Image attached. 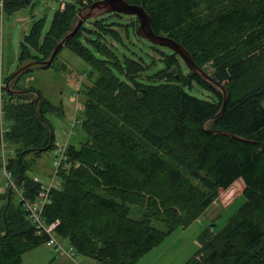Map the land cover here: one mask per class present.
Instances as JSON below:
<instances>
[{
  "label": "trees",
  "instance_id": "trees-1",
  "mask_svg": "<svg viewBox=\"0 0 264 264\" xmlns=\"http://www.w3.org/2000/svg\"><path fill=\"white\" fill-rule=\"evenodd\" d=\"M94 1L65 4L44 35V20L35 21L20 44L16 70L47 60L79 9ZM125 1L142 6L152 30L181 44L229 99L218 116L222 90L189 69L182 73V59L167 48L151 44L159 58L148 63L120 58L106 42L123 45L117 27L137 36V18L124 23L125 15L111 13L87 20L64 45L90 68L81 87L85 139L67 144L69 168L60 172L61 188L51 193L44 219L58 220V238L92 264H136L197 220L219 190L242 180L243 205L221 230L202 231L186 264H264V0ZM28 3L6 0L5 13ZM109 16L116 21L108 23ZM158 62L162 68L146 74ZM34 67L4 79L1 101L8 128L3 138L11 149L7 169L29 199L39 185L27 175L25 156L56 148L47 115L62 113L37 89L18 86ZM194 84L209 99L191 95ZM44 240L14 192L1 193L0 264H22V256Z\"/></svg>",
  "mask_w": 264,
  "mask_h": 264
},
{
  "label": "rangeland",
  "instance_id": "rangeland-1",
  "mask_svg": "<svg viewBox=\"0 0 264 264\" xmlns=\"http://www.w3.org/2000/svg\"><path fill=\"white\" fill-rule=\"evenodd\" d=\"M62 1L64 4L76 2V0H29L28 5L24 8L12 13H5L2 29L1 63L3 84H6L4 79L7 76L17 71L20 44L23 37L30 31L32 24L35 21L44 20L42 29V35H44L50 26L54 13L61 9ZM115 21L114 16L107 18L108 23ZM132 21L134 18L125 16L119 22L130 23ZM116 29H119L123 45L113 41L106 43L116 48V53L120 58L126 55L136 60L143 59L145 63L153 58H159L150 49L151 44L138 38L134 31L131 30L126 35L119 27ZM179 65L181 72L186 74L188 68L182 60L179 61ZM161 68L162 64L158 62L146 74L151 75ZM89 71L90 68L80 57L68 47L63 46L50 68H40L36 65L20 79L18 86L37 89L45 99L54 106H61L62 109L61 114L51 112L47 115L54 133L56 148L40 155L28 154L25 156L29 177H37L43 183L48 181L54 172V163L58 159V148L65 147L67 144L78 146L85 139V133L81 128L85 97L81 92V87L87 83ZM206 73L211 76L209 70ZM188 92L195 97L209 99L210 93L196 84ZM242 191V180H237L226 190H219L216 200L197 220L185 229H176L136 264H186L199 249V236L202 231L208 227L214 232L221 230L230 217L243 205L245 199L242 196ZM152 224L165 231V226L162 223L152 222ZM58 240L62 246L67 248L66 241ZM79 260L92 263L82 256L79 257ZM22 264H73V261L66 256L57 254L45 244H40L22 256Z\"/></svg>",
  "mask_w": 264,
  "mask_h": 264
},
{
  "label": "built area",
  "instance_id": "built-area-1",
  "mask_svg": "<svg viewBox=\"0 0 264 264\" xmlns=\"http://www.w3.org/2000/svg\"><path fill=\"white\" fill-rule=\"evenodd\" d=\"M5 1L0 0V194L6 189L14 192L16 199L21 202L22 208L26 213L27 219L33 225L36 234L44 236V244L52 248L57 254L66 256L73 261V264H89L87 261H80V255L71 247H64L59 243L56 234V228L59 221L48 223L43 217L44 208L51 203V193L61 188L62 180L60 172L67 170L69 164L67 162L66 146L57 150V160L54 163V172L50 179L46 182H40L37 177H33V182L39 185L35 198H25L22 190H20L12 178L11 172L7 169V158L11 153L4 141L3 135L8 130L4 121L3 111L1 109V101L3 94L6 92V84L1 80V63H2V29L3 18L5 15ZM64 1L61 2L60 8L64 7ZM74 95H77L74 93ZM74 123V122H73Z\"/></svg>",
  "mask_w": 264,
  "mask_h": 264
},
{
  "label": "water",
  "instance_id": "water-1",
  "mask_svg": "<svg viewBox=\"0 0 264 264\" xmlns=\"http://www.w3.org/2000/svg\"><path fill=\"white\" fill-rule=\"evenodd\" d=\"M111 13H117L125 16H135L138 20L136 34L139 38L149 42L152 45L169 49L170 51H172L173 54L182 59L186 67L190 70L193 75H195L197 78L201 79L203 82L209 85L220 88L223 93V102L218 116L222 115L224 107L229 99V96L225 91V87L218 83L216 80H214L202 69H200L195 64L194 59L190 55V53L181 44L166 35H160L155 33L151 27L150 16L142 6L130 4L125 0H97L91 3L90 5L81 7L77 12L76 18L74 19L71 31L66 34L64 38L55 46L49 58L44 61L33 60L25 64L14 73V76L21 75L25 70L35 65L39 66L40 68H49L54 57L62 49L65 43L75 36L78 29L83 23H85L89 19H96L98 17ZM174 69L175 68H173V70ZM176 78H178V75H176ZM16 92L19 93L20 91ZM229 136L235 137L232 135Z\"/></svg>",
  "mask_w": 264,
  "mask_h": 264
},
{
  "label": "flooded vegetation",
  "instance_id": "flooded-vegetation-1",
  "mask_svg": "<svg viewBox=\"0 0 264 264\" xmlns=\"http://www.w3.org/2000/svg\"><path fill=\"white\" fill-rule=\"evenodd\" d=\"M131 17L136 19V17H135V16H131ZM140 39H141V38H140Z\"/></svg>",
  "mask_w": 264,
  "mask_h": 264
}]
</instances>
